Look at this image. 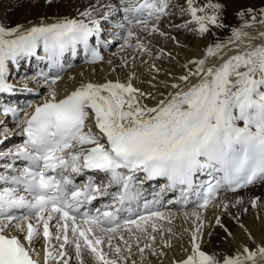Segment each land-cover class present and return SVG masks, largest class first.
Segmentation results:
<instances>
[{"label":"snow or ice","instance_id":"snow-or-ice-1","mask_svg":"<svg viewBox=\"0 0 264 264\" xmlns=\"http://www.w3.org/2000/svg\"><path fill=\"white\" fill-rule=\"evenodd\" d=\"M45 3L51 5L53 0ZM170 7H175L170 0H89L78 11L79 18L63 17L48 24L42 21L24 31L19 25L8 28L0 24V93L14 90L8 82L9 65L37 57L41 49L44 55L38 58L58 69L51 77L39 74L48 86V95L42 103L29 105L33 111L25 112L21 120L26 140L15 159L22 158L27 166L16 175L0 173V264H40L33 242L41 234L47 244L53 239L62 241L58 248H44L43 264H69L71 256L66 246L74 247L78 264H88L89 259L92 264H118L117 259L109 258L104 246L119 260H125L123 252L131 256L133 241L142 255L145 249H152L155 233L163 229L157 221L171 223L164 212L150 209L152 202L143 204L146 215L139 213V205L135 212L131 207L141 196L136 184L157 178L166 179L170 189L180 186L181 200L186 199V193L199 189L195 195L200 202L190 214L195 218L191 252L174 264H258V260H264V241L257 243L236 215L233 219L251 244L242 243L231 252L206 251L202 248L204 224L197 210L206 209L221 191L237 193L249 186H264V44H249L227 60L221 57L223 62L218 66L206 67L208 57L222 51L219 43L209 46L203 59L189 61L195 70L185 65L187 74L178 77L180 83L170 85L174 91L154 106L142 102L155 97L133 87V77L127 83L81 84L58 98L54 86L62 78L66 54L75 57L82 50L87 63L102 62L101 49L110 45L109 37L122 39L121 48L147 51L138 33L165 36L159 22L173 15ZM179 9L181 16L191 17L200 35L212 27H227L225 7L219 0H184ZM237 15L243 19L245 13ZM251 22L264 24V9L260 19L252 15ZM176 27L179 30L188 24ZM244 35L241 29L233 28L229 42L235 43ZM260 36L264 37V32ZM133 39L135 45L130 42ZM193 77L196 83L181 86ZM9 112L16 116L14 108L4 109L3 114ZM90 119L97 132L87 125ZM4 155L11 154L0 153V157ZM84 170L103 172L109 177L108 185L120 187L113 204L105 206L111 211L96 209L93 215L85 209L98 195L107 194L108 185H97L91 177L87 184L78 185L70 174L81 175ZM198 175L208 179L197 185ZM243 203L238 196L222 206L227 211L230 204L236 207ZM250 203L252 208L264 205L259 196ZM33 218L36 225L31 223ZM51 221H55V236L50 232ZM215 223L226 238L233 237L220 217ZM14 230L22 237L14 235ZM168 232L172 234L171 229ZM115 238L124 248L113 245ZM163 246L172 247L170 241H164Z\"/></svg>","mask_w":264,"mask_h":264},{"label":"bare ground","instance_id":"bare-ground-1","mask_svg":"<svg viewBox=\"0 0 264 264\" xmlns=\"http://www.w3.org/2000/svg\"><path fill=\"white\" fill-rule=\"evenodd\" d=\"M183 2L184 0H170V5H175V7L169 8L173 15L164 17L159 22L160 31H163L166 34L165 36H161L159 33L151 36L143 32L138 33L143 43L147 46V51H140L134 47L121 48L117 46L116 48L117 42L123 40L109 37L111 40L110 51L106 53L101 64L82 65L76 63L65 74L60 83L54 86L58 93V98H63V96L81 84L89 82L102 84L108 81L127 83L129 77H133L131 80L133 87L140 89L146 94L151 93L152 97H155V99L149 98L142 102L149 106H154L157 100L163 99L168 92L174 91L170 85L172 83H180L178 77L187 74L188 69L184 67L185 65L195 70L194 66L189 64V61L203 59L205 50L209 46L219 43L222 45V51L216 56L208 57L206 67L218 66L223 60L235 55L237 49L241 52L246 50L249 44L253 47L264 44V37L260 36V33L264 32V24L258 22L252 24L251 22L252 15H255L257 20L260 19L261 9H264V0H219L225 7L224 23L227 27H212L209 32L203 35L195 31L197 25L191 22L190 16H181L179 14V4ZM200 2L203 3L204 0H200ZM88 3L89 0H53V3L49 5L45 3V0H1L0 24L8 28H14L19 25L22 26L21 31H24L33 25L40 24L42 21L48 24L54 23L57 19L63 17L79 18L77 15L78 11H82ZM248 9H252V13H248ZM239 12L245 13L243 19L237 15ZM245 23L251 24V27H243ZM184 24H188V27L177 29L176 26ZM233 28L241 29L243 33H246L235 43L229 42ZM134 31L137 30L134 29ZM104 35L107 36V33ZM172 37L176 39L173 40ZM249 37L254 39L249 40ZM130 42L133 45L136 44L135 39ZM38 57H41L40 51L38 56L35 57L36 66L40 60ZM156 69H159V71L157 72ZM11 71L14 72L10 64V76L12 74ZM8 82L14 86L17 96L13 97V99L19 104L23 116L25 112L31 114L33 111L29 105L34 106L42 103L48 95L47 84L34 68L23 69L21 75L16 78H8ZM196 82L197 79L193 77L187 85L181 84V86L186 88ZM25 86H30L31 88L29 87L28 89ZM87 125L91 126L93 132L98 131L92 119L87 121ZM23 127L24 125L21 122H16L11 115L6 118L0 117V140L7 142L4 145L6 148L2 153L11 154L4 155L5 161L15 159V153L20 148L24 135ZM4 128L8 129L7 133L2 132ZM110 193L113 194L111 191ZM238 196L243 198L244 203L236 207H231L230 204L228 210L225 211L222 206L223 203L234 202V199ZM257 196L264 201V186H249L247 190L233 194L223 193L210 208L205 210L197 209L201 213L204 224V243L202 248L209 253L217 251L231 252L242 243L251 244L247 234L233 219V215L240 217V221L251 231L257 243L264 241V205L252 208L250 203L251 199ZM194 208L193 203L185 211L179 210L173 204L165 208L163 212L165 216L170 217L171 223L169 224L166 220L157 221L158 226L163 225V229L155 233L156 243L153 244L152 249H145L142 255L135 246V241L132 242L131 256L126 251L123 252L125 260H119L115 253L106 245L104 246V251L109 253L110 259H117L118 264H133V262L134 264H174V262L180 261L191 252L190 238L191 231L195 226V218L190 214ZM244 208H247L248 211L244 212ZM185 212L189 213L187 217ZM217 217H220L221 222L233 233L234 239L233 237L226 238L223 229L215 223ZM168 229H171L172 234H169ZM13 233L22 237L19 231L14 230ZM124 236L127 239L128 233L125 232ZM164 241H170L172 247L165 248L163 246ZM61 242L57 241L55 248H58ZM112 243L124 248L123 243L118 238L113 239ZM144 243L145 241L142 239L140 246L143 247ZM45 244L46 242L41 236L33 242L36 253H39L35 258L41 263L44 261L40 258L44 253ZM66 250L71 256V259L67 256L65 257V259H69V264H78L75 259L74 247L66 246ZM152 251H155L156 255H153ZM161 252L164 254L161 255ZM51 263L55 264V261H51ZM88 264H92L90 259ZM258 264H264V260H258Z\"/></svg>","mask_w":264,"mask_h":264},{"label":"rangeland","instance_id":"rangeland-1","mask_svg":"<svg viewBox=\"0 0 264 264\" xmlns=\"http://www.w3.org/2000/svg\"><path fill=\"white\" fill-rule=\"evenodd\" d=\"M0 1H1V0H0ZM122 43H123V41H121V42H117V44H116L115 47L117 48V46H119V45L122 44ZM11 73H12L11 76L9 75L8 78H10V77H12V76L14 75V74H13V71H11ZM13 78H14V77H13ZM15 78H16V77H15ZM25 87H27V88L29 89L30 86H25ZM30 88H31V87H30Z\"/></svg>","mask_w":264,"mask_h":264}]
</instances>
